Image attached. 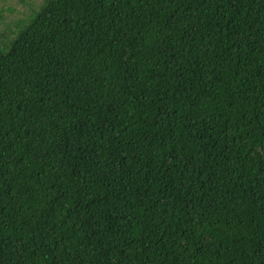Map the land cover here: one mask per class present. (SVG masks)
Masks as SVG:
<instances>
[{
	"label": "trees",
	"instance_id": "trees-1",
	"mask_svg": "<svg viewBox=\"0 0 264 264\" xmlns=\"http://www.w3.org/2000/svg\"><path fill=\"white\" fill-rule=\"evenodd\" d=\"M0 264H264V0L0 31Z\"/></svg>",
	"mask_w": 264,
	"mask_h": 264
},
{
	"label": "rangeland",
	"instance_id": "rangeland-1",
	"mask_svg": "<svg viewBox=\"0 0 264 264\" xmlns=\"http://www.w3.org/2000/svg\"><path fill=\"white\" fill-rule=\"evenodd\" d=\"M43 4V0H0V31L13 37L19 24L27 22Z\"/></svg>",
	"mask_w": 264,
	"mask_h": 264
}]
</instances>
